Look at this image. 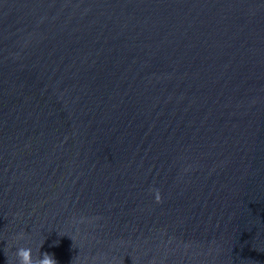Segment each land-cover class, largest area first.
<instances>
[{
	"label": "water",
	"instance_id": "water-1",
	"mask_svg": "<svg viewBox=\"0 0 264 264\" xmlns=\"http://www.w3.org/2000/svg\"><path fill=\"white\" fill-rule=\"evenodd\" d=\"M41 244L264 264V0H0V264Z\"/></svg>",
	"mask_w": 264,
	"mask_h": 264
},
{
	"label": "clouds",
	"instance_id": "clouds-1",
	"mask_svg": "<svg viewBox=\"0 0 264 264\" xmlns=\"http://www.w3.org/2000/svg\"><path fill=\"white\" fill-rule=\"evenodd\" d=\"M150 191L155 193V198L157 202H160L161 200L160 189L157 187H153L150 188ZM26 235L27 233L21 231L16 234V238L24 239ZM42 244L40 245L39 249L36 250L35 253L33 252V249L31 247H24V246L16 247L14 252L16 258V264H58V261L55 259L54 254H50L47 252L44 253L40 252V248Z\"/></svg>",
	"mask_w": 264,
	"mask_h": 264
}]
</instances>
